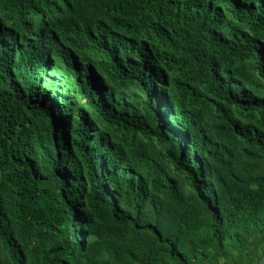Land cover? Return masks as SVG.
Here are the masks:
<instances>
[{
    "label": "trees",
    "instance_id": "trees-1",
    "mask_svg": "<svg viewBox=\"0 0 264 264\" xmlns=\"http://www.w3.org/2000/svg\"><path fill=\"white\" fill-rule=\"evenodd\" d=\"M264 258V0H0V264Z\"/></svg>",
    "mask_w": 264,
    "mask_h": 264
},
{
    "label": "water",
    "instance_id": "water-1",
    "mask_svg": "<svg viewBox=\"0 0 264 264\" xmlns=\"http://www.w3.org/2000/svg\"><path fill=\"white\" fill-rule=\"evenodd\" d=\"M257 264H264V258L261 261H259Z\"/></svg>",
    "mask_w": 264,
    "mask_h": 264
}]
</instances>
